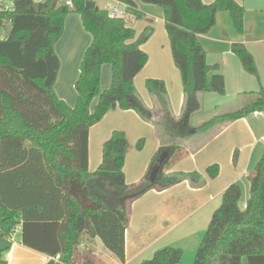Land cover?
Listing matches in <instances>:
<instances>
[{"label": "trees", "instance_id": "1", "mask_svg": "<svg viewBox=\"0 0 264 264\" xmlns=\"http://www.w3.org/2000/svg\"><path fill=\"white\" fill-rule=\"evenodd\" d=\"M16 0L15 9L0 13V264L21 226L22 244L52 258L48 264H109L91 248L80 249L85 235L99 237L105 247L124 262V236L130 203L150 190H164L184 180L195 183L197 172L168 173L184 155L181 144L216 124L264 113V87L249 93L242 108L203 123L192 124L200 109L198 94L225 93L224 76L209 65L199 40L217 22L219 12H229L236 30H244V8L236 0H141L160 6L175 66L186 96L183 115L170 109L162 79L149 78L148 92L155 96L161 120L156 126L162 140L140 182L128 184L124 173L126 134L114 130L103 145L102 162L88 169L90 128L117 108L134 110L145 121L152 112L137 95L135 78L148 62L142 45L150 38L147 29L137 35L125 19L109 18L95 0ZM128 13L142 16L134 0H120ZM81 16L92 43L87 48L75 84L74 107L60 99L55 84L60 59L55 44L64 33L66 16ZM232 51L245 71L257 78L253 55L242 43ZM112 68L110 88L101 91L103 65ZM97 104L92 110V102ZM159 128V129H157ZM209 178L220 173L218 164L207 168ZM249 195L240 184H231L215 210L193 264H264V153L246 175ZM205 181H202L204 184ZM59 208L58 213H55ZM58 211V210H57ZM183 251L175 247L157 250L142 264H182Z\"/></svg>", "mask_w": 264, "mask_h": 264}, {"label": "crops", "instance_id": "2", "mask_svg": "<svg viewBox=\"0 0 264 264\" xmlns=\"http://www.w3.org/2000/svg\"><path fill=\"white\" fill-rule=\"evenodd\" d=\"M64 1L67 0H63L62 4L65 3ZM202 1L210 4L215 0ZM236 2L245 11L242 33L236 30L231 14L223 11L217 14L216 25L207 34L199 36V40L206 51L208 64L217 65L220 69L219 73L225 79V95L218 93L202 95L204 99L209 98L214 101L217 107L228 106L231 104L230 102L241 98L239 104L242 103L240 107L242 108L251 100L249 93L257 92L261 87H264V0H236ZM66 8L70 9L67 5ZM78 16L79 19L74 17L68 21L65 36L56 47V53L60 59V70L55 84V92L60 99L71 107H74L77 101L75 84L80 75V63L84 53L92 43L91 34L85 30L82 19L80 15ZM127 25L130 26L128 23ZM74 36H77L75 40H73ZM233 43L244 44L253 55L259 78L245 71L240 59L232 51ZM109 70L112 68L110 67ZM109 70L105 66L102 74V89H107L111 83L112 77ZM74 90L76 94L73 93ZM239 106H235V108L240 109ZM124 111L135 114L142 122V118L136 111ZM229 112H233V110H229L227 113ZM260 118H264V116L251 114L233 122L217 124L212 128L209 139L212 137L215 140L228 126H233L238 122L242 123V136L245 141L242 149H249V154L246 155L245 160L237 161V165L235 164L233 169L226 172L223 171V168L220 169L219 175L214 179L209 178L207 168L214 164L223 165V162L218 149L215 150L210 147L205 151L211 141H208L209 139L197 141L198 137L193 136L181 142L185 149V155L168 170V173L197 172L201 175V179L195 183L184 180L164 190H150L130 203L129 222L124 236L125 260L123 263L105 247L99 237L85 235L80 249H93L109 264H142L157 250L175 247L183 251L182 264H192L216 210L217 200L223 197L225 190L231 184L239 182L251 171L250 167L255 154L258 148L262 146V141L264 142V132L260 133L255 126ZM95 126L97 124L90 128L88 141V169L91 173L99 168L102 162L103 145L109 140L112 132L117 129L115 126L105 128L107 125L98 129L96 132L97 145H100L102 150L98 156L97 152L95 154L91 149V132ZM154 131L158 141V150L162 145V140L155 127ZM185 160H187L186 163H183ZM150 162L138 167L136 178H131L125 164L126 182L128 184L140 182L146 174ZM202 181L205 183L202 184ZM58 212H60L59 208L56 209L55 213ZM21 230V226H18L14 234L12 248L6 256L8 264H48L52 260L51 256L22 244Z\"/></svg>", "mask_w": 264, "mask_h": 264}, {"label": "rangeland", "instance_id": "3", "mask_svg": "<svg viewBox=\"0 0 264 264\" xmlns=\"http://www.w3.org/2000/svg\"><path fill=\"white\" fill-rule=\"evenodd\" d=\"M134 1L137 3L138 9L143 14L140 18H136L133 14H128L124 18L125 21H127L130 27L135 29L138 36L146 32L147 29H150L152 31L150 38L143 44V50L148 54V62L135 79V87L138 97L147 108L151 109V121H145L144 119H142L141 122V120H139V118H137L135 114L124 110L115 109L108 112L101 120V122H99L100 124L98 123L97 126H95V128H93L91 132V149L93 153L95 152L96 154L97 152L98 156H100L102 152L100 145H97L96 136V132L98 131V129H100V127H104L105 125H107L105 128L115 126L117 127L116 130L122 131L126 134L128 145L125 164L131 174V178H136L138 167L146 164V162H148L149 164V162L152 160L157 150L158 144L154 127L156 128L157 125L158 127L159 125H161L160 118L156 116L154 112L159 110V104L155 96L148 92V89L146 87V81L149 78H156L162 79L165 82L167 87V96L170 104V109L176 118H180L183 115L186 100V96L183 92L181 76L172 58L170 40L166 31L165 23L163 21V9L160 6L144 3L141 0ZM95 2L97 8L106 10L109 8L110 5L114 4L112 0H95ZM78 15L79 14L72 12L66 16V19L64 21V33L62 37L58 40V42L55 44V51L56 47L62 42L65 36L66 24L70 19L74 17L79 19ZM5 34V30L0 31V37L5 36ZM76 38L77 36H74L73 40H75ZM105 66L109 70L111 65L105 64L102 67L103 70H101L100 84L101 91L106 90L102 89V74L104 72ZM109 72H111L110 75L112 77V70H109ZM218 72H220V69H218ZM111 83L110 85H108L107 89L110 88ZM73 93L76 94L75 90ZM225 93L220 95H225ZM203 94L205 93L198 94V98L200 101V109L196 111L192 116V124L197 127L201 126L207 121L214 119L216 116L227 113L229 110H238L235 108V106L240 105L238 108L242 106V103L239 104L241 102L240 98L238 100L230 102L231 104L228 106L224 105L217 107L214 101H211L209 98L204 99L202 96ZM97 100V98L93 100L92 110L97 104ZM255 126L260 133H263L264 118H260L258 122H256ZM213 127L196 134L195 136L199 139H197V141H202V139L208 140L210 131H212ZM228 127L226 128V130H223L218 136V138H216L215 140H213L211 137L208 140L211 141V144L205 148V151L210 149V147L215 150L218 149L219 156L221 157V160L223 162V165L219 164V166L220 169L223 168V171L225 172L230 169H233L235 164L237 165V161L239 162L245 160L246 155L249 154V149H242V147L245 145V141L243 140L242 136L243 124L238 122L237 124H233V126H230L229 128ZM262 146L258 148L255 154L254 160L250 167L251 171L255 168V166L263 156V141ZM186 161L187 160H185L183 163H186ZM237 183L240 184L242 187L244 198H247L249 195L248 180L246 179V177H242V179H240ZM221 203L222 197L217 200L215 204L216 209L219 208ZM150 258H152V256ZM194 261L192 262V264L194 263Z\"/></svg>", "mask_w": 264, "mask_h": 264}, {"label": "built area", "instance_id": "4", "mask_svg": "<svg viewBox=\"0 0 264 264\" xmlns=\"http://www.w3.org/2000/svg\"><path fill=\"white\" fill-rule=\"evenodd\" d=\"M114 2L113 5H110L107 9L109 18L111 19H119V18H125L128 15V5L124 2H121L120 0H112ZM15 3L16 0H0V13H9L14 11L15 9ZM65 4L73 8V2L72 0H67ZM122 7V8H121ZM6 31L4 27L0 28V31ZM4 36L0 37L3 38ZM255 116H264V113L262 112H254ZM54 260L59 261L61 259V255H57L55 258H52Z\"/></svg>", "mask_w": 264, "mask_h": 264}]
</instances>
